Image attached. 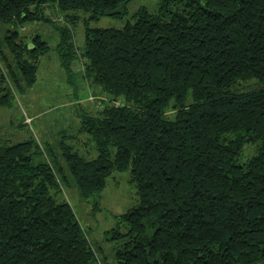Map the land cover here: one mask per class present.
I'll return each instance as SVG.
<instances>
[{
    "label": "trees",
    "instance_id": "16d2710c",
    "mask_svg": "<svg viewBox=\"0 0 264 264\" xmlns=\"http://www.w3.org/2000/svg\"><path fill=\"white\" fill-rule=\"evenodd\" d=\"M129 1L0 0V113L11 87L37 82L50 46L22 28L49 6L70 24L85 15L79 71L111 101L57 150L0 132V264H107L62 188L97 208L116 171L139 196L107 232L117 264H263L264 0H162L91 26ZM56 27L71 73L79 49Z\"/></svg>",
    "mask_w": 264,
    "mask_h": 264
},
{
    "label": "rangeland",
    "instance_id": "374dc122",
    "mask_svg": "<svg viewBox=\"0 0 264 264\" xmlns=\"http://www.w3.org/2000/svg\"><path fill=\"white\" fill-rule=\"evenodd\" d=\"M161 1L130 0L125 18L103 17L92 22L91 26L122 27L142 7L155 13ZM83 17V13L78 14L77 21L70 24L55 6H49L45 9V20H35L29 23L27 29L22 28L29 41L33 35H41L48 42L50 50L40 60L37 82L33 87L23 92L11 87V104L3 107L0 113V132L8 143L33 138L46 151L52 147L57 150L60 144L69 142L66 137L77 136L84 115L95 113L111 103L100 88L86 79V73L79 71L84 61L81 54L86 39L85 24L80 21ZM56 26L67 27L79 49L78 60L73 63L71 73L62 65L57 49L60 37ZM5 32V26L0 24V37ZM78 140L81 150L85 151L88 147L85 143L87 137L81 135ZM250 151L253 152V149H246L245 155L250 154ZM62 190V197L74 208L91 242L94 246L102 247V256L106 257L107 264H117L111 256L115 244L107 241V232L115 228L116 216L139 204L137 188L131 183L130 172L116 171L112 174L98 200L97 208L93 202H87L80 196L74 184L64 185Z\"/></svg>",
    "mask_w": 264,
    "mask_h": 264
}]
</instances>
